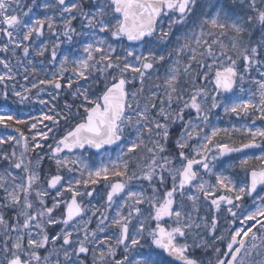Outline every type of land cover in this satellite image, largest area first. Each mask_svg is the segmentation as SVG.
<instances>
[{
    "label": "snow or ice",
    "instance_id": "snow-or-ice-1",
    "mask_svg": "<svg viewBox=\"0 0 264 264\" xmlns=\"http://www.w3.org/2000/svg\"><path fill=\"white\" fill-rule=\"evenodd\" d=\"M0 264H264V0H0Z\"/></svg>",
    "mask_w": 264,
    "mask_h": 264
},
{
    "label": "rangeland",
    "instance_id": "rangeland-1",
    "mask_svg": "<svg viewBox=\"0 0 264 264\" xmlns=\"http://www.w3.org/2000/svg\"><path fill=\"white\" fill-rule=\"evenodd\" d=\"M0 131H3V130H0Z\"/></svg>",
    "mask_w": 264,
    "mask_h": 264
}]
</instances>
